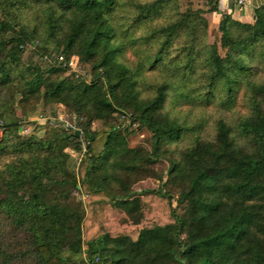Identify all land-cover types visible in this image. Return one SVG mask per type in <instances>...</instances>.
<instances>
[{"label":"trees","instance_id":"16d2710c","mask_svg":"<svg viewBox=\"0 0 264 264\" xmlns=\"http://www.w3.org/2000/svg\"><path fill=\"white\" fill-rule=\"evenodd\" d=\"M204 2L0 0V264H264V1Z\"/></svg>","mask_w":264,"mask_h":264},{"label":"rangeland","instance_id":"374dc122","mask_svg":"<svg viewBox=\"0 0 264 264\" xmlns=\"http://www.w3.org/2000/svg\"><path fill=\"white\" fill-rule=\"evenodd\" d=\"M226 1L222 0L221 6H226V8L224 7L223 10H220L222 13L228 11V9L230 8L229 10L232 11V15L236 19H239V20H242V21H248L249 17L250 18L252 17V19H253V16H251V9H252V6L255 5V0H246V3H245V0H244L243 9L241 11L236 10L235 7H234V5L236 6V8L238 6V5H236L237 4V0H226ZM204 3H205L204 0H181L182 7H184L186 4H191L194 8H198V7L199 8H205V4ZM231 5H232V7H230ZM244 5H245V7H244ZM219 19H220V14H218V15H215V14L209 15L210 39L213 38L214 31L216 30V27L218 25ZM72 60H73L72 62H76V60H74V59H72ZM58 110L60 111L61 108L59 107ZM59 115L63 116L64 114L59 113ZM38 123L39 124H44L45 123V119L43 117H40V116H34V117H30L27 120H24L22 122V125H21V133L22 134H28L33 129V127L36 124H38ZM147 135H148V133L144 130L140 134L131 136L130 137V145L133 146V145L137 144L143 138H146ZM154 184H155V182L152 179H150V180L142 181L141 186H143V185L144 186H153ZM137 189H140V187L137 188Z\"/></svg>","mask_w":264,"mask_h":264},{"label":"built area","instance_id":"2783aa9c","mask_svg":"<svg viewBox=\"0 0 264 264\" xmlns=\"http://www.w3.org/2000/svg\"><path fill=\"white\" fill-rule=\"evenodd\" d=\"M243 2L244 0H237L239 11L243 9ZM224 7L226 8V6H221L220 10H223ZM72 61H73L72 59L69 61V65H71L72 67H75L76 62H72ZM80 122H81L80 120L76 121L74 117L72 120H69L65 114L63 116L58 115L57 117V123L66 129H77L78 126L80 125Z\"/></svg>","mask_w":264,"mask_h":264},{"label":"crops","instance_id":"0c3cea01","mask_svg":"<svg viewBox=\"0 0 264 264\" xmlns=\"http://www.w3.org/2000/svg\"><path fill=\"white\" fill-rule=\"evenodd\" d=\"M264 0H255V5L254 6H252V9H251V16H253V8L257 5V4H259V3H261V2H263ZM245 3H246V0H245ZM237 5V4H236ZM234 7H235V9L236 10H238V6H237V8H236V6L234 5ZM244 7H245V5H244ZM252 20V17L250 18L249 17V19H248V21H251ZM73 161V160H72Z\"/></svg>","mask_w":264,"mask_h":264},{"label":"water","instance_id":"95a60500","mask_svg":"<svg viewBox=\"0 0 264 264\" xmlns=\"http://www.w3.org/2000/svg\"><path fill=\"white\" fill-rule=\"evenodd\" d=\"M79 131L78 130H76V133H78Z\"/></svg>","mask_w":264,"mask_h":264}]
</instances>
